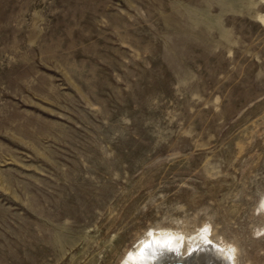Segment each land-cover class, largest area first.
Returning a JSON list of instances; mask_svg holds the SVG:
<instances>
[{"label": "rangeland", "instance_id": "rangeland-1", "mask_svg": "<svg viewBox=\"0 0 264 264\" xmlns=\"http://www.w3.org/2000/svg\"><path fill=\"white\" fill-rule=\"evenodd\" d=\"M262 16L0 0V264H126L152 233L206 227L264 264Z\"/></svg>", "mask_w": 264, "mask_h": 264}, {"label": "bare ground", "instance_id": "bare-ground-1", "mask_svg": "<svg viewBox=\"0 0 264 264\" xmlns=\"http://www.w3.org/2000/svg\"><path fill=\"white\" fill-rule=\"evenodd\" d=\"M260 19L264 22V16ZM186 237L183 232L152 233L128 256L126 264H236V249L229 244L216 245L210 227L203 228L188 240ZM185 241L191 251L188 257L182 250Z\"/></svg>", "mask_w": 264, "mask_h": 264}, {"label": "snow or ice", "instance_id": "snow-or-ice-1", "mask_svg": "<svg viewBox=\"0 0 264 264\" xmlns=\"http://www.w3.org/2000/svg\"><path fill=\"white\" fill-rule=\"evenodd\" d=\"M165 247H167V246H165Z\"/></svg>", "mask_w": 264, "mask_h": 264}]
</instances>
